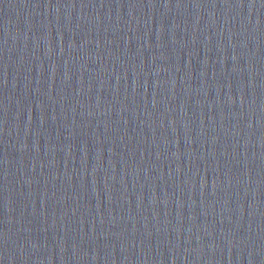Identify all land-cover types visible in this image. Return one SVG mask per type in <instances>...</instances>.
<instances>
[{"label": "water", "instance_id": "1", "mask_svg": "<svg viewBox=\"0 0 264 264\" xmlns=\"http://www.w3.org/2000/svg\"><path fill=\"white\" fill-rule=\"evenodd\" d=\"M0 264H247L110 174L0 123Z\"/></svg>", "mask_w": 264, "mask_h": 264}]
</instances>
